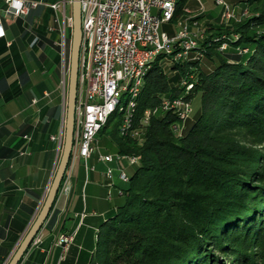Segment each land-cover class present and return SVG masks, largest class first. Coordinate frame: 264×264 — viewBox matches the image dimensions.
Returning <instances> with one entry per match:
<instances>
[{"label": "trees", "instance_id": "trees-1", "mask_svg": "<svg viewBox=\"0 0 264 264\" xmlns=\"http://www.w3.org/2000/svg\"><path fill=\"white\" fill-rule=\"evenodd\" d=\"M184 1L164 27L185 17ZM235 2L249 14L206 23L185 58L173 51L149 63L132 114L140 139L119 134L117 113L98 130L138 163L117 186L122 201L100 223L87 264H223L218 255L264 264V0ZM165 99L193 100V118L163 109Z\"/></svg>", "mask_w": 264, "mask_h": 264}, {"label": "crops", "instance_id": "crops-1", "mask_svg": "<svg viewBox=\"0 0 264 264\" xmlns=\"http://www.w3.org/2000/svg\"><path fill=\"white\" fill-rule=\"evenodd\" d=\"M26 1L38 4L24 16L3 17L0 37V264L8 260L45 197L59 156L58 143L51 136L60 135L64 117L63 86L57 77L61 59L55 44L59 18L50 7L60 0ZM4 8L0 0V11ZM206 10L204 24L214 23L217 11ZM113 164L118 166L94 155L85 163L79 161L70 191L58 195L41 230L44 246L29 247L22 264L26 260L27 264H87L98 227L116 206H109L111 198L106 204L102 201L107 191L104 172L110 167L113 174ZM116 195L120 197L117 191ZM59 232L73 235L66 249L55 244ZM38 254L43 255L40 261Z\"/></svg>", "mask_w": 264, "mask_h": 264}, {"label": "built area", "instance_id": "built-area-1", "mask_svg": "<svg viewBox=\"0 0 264 264\" xmlns=\"http://www.w3.org/2000/svg\"><path fill=\"white\" fill-rule=\"evenodd\" d=\"M170 0H79L81 18V43L78 57L77 90L74 107V137L68 172L63 184V191L67 190V183L71 171L78 159L86 160L93 152L92 142L99 130V123L105 111L109 109L111 99L119 94L122 82L129 73L136 72V65H140L154 49L178 48L175 59L185 58L189 54V46L195 43L202 34H191L182 24L175 35H169L163 30L162 24L169 21L168 4ZM5 8L0 11V30L2 18H17L27 14L30 8L37 6L33 1L21 0L20 7L13 6V0H3ZM223 9V19L233 18L231 8L223 0H214ZM62 17L59 21L58 45L62 60L65 51V30L71 25L70 16H65V0L50 5ZM221 47L220 49H225ZM245 50V49H244ZM242 50V51H244ZM239 51V50H238ZM181 99L163 100L162 108L171 109ZM191 113L190 103L184 102L182 119ZM135 135V132L131 134ZM26 139L27 137L24 136ZM51 140L60 143L58 137L51 136ZM116 159L125 158L129 163L136 162V158L115 156ZM105 162L112 160L111 155L100 157ZM109 173V170H108ZM67 238L61 237L62 240ZM41 241L38 234L31 246L36 247Z\"/></svg>", "mask_w": 264, "mask_h": 264}, {"label": "water", "instance_id": "water-1", "mask_svg": "<svg viewBox=\"0 0 264 264\" xmlns=\"http://www.w3.org/2000/svg\"><path fill=\"white\" fill-rule=\"evenodd\" d=\"M70 17H71V41H70V53H69V62H68V72H67V89H66V99H65V105H64V119H63V134H62V145L60 154L58 157V161L56 164V167L54 169V173L52 176V179L49 183V186L47 188L45 197L28 228L22 235V238L16 245L14 251L11 253L8 260L5 262V264H18L23 255L26 253V251L29 249V247L32 245V242L34 238L39 234V232L44 227L45 223L49 219L52 211L54 210V204L55 201L60 193L67 194L70 191V179L72 178V175L75 171L73 169L71 171V176L67 183V190L63 191V184L68 172L69 164H70V157L72 153V143H73V131H74V107H75V99H76V88H77V72H78V57H79V48L81 43V18H80V3L79 0H70ZM242 17V16H240ZM237 20V19H236ZM239 21V20H238ZM223 24V23H219ZM225 25V24H223ZM225 35V34H223ZM226 36V35H225ZM238 36V34H231L230 37ZM228 38V36H226ZM227 48V47H226ZM225 48V49H226ZM219 50H222L219 48ZM224 50V49H223ZM119 156H128V155H121L116 154ZM129 157H135L136 156H129ZM88 159V158H87ZM86 159V160H87ZM123 159L125 161V158L118 159L119 161ZM117 160V161H118ZM116 161V163H117ZM118 161V162H119ZM86 161H84L85 163ZM79 161L77 162L75 168L77 167ZM109 163V162H107ZM138 158L136 162L131 163L132 166L137 165ZM128 164V162H126ZM85 168L87 167L84 164ZM119 169L121 167L118 166ZM109 170V173H108ZM108 177L111 176V168L108 167L106 171L104 172ZM118 178L122 182H126L128 176L125 174L123 169L120 170V173L118 174ZM106 187H108L106 191V196L108 199L110 198V188L114 186L112 180L107 181L105 183ZM117 187V186H116ZM117 192L120 194V191L117 187ZM61 237L67 238L66 240H60ZM72 233H61L59 232L55 237V244L62 247V249H66L69 243L72 241ZM43 239V235L41 234V241ZM40 241V243H41ZM39 243V244H40ZM38 244V245H39ZM37 245V246H38ZM36 246V247H37Z\"/></svg>", "mask_w": 264, "mask_h": 264}, {"label": "rangeland", "instance_id": "rangeland-1", "mask_svg": "<svg viewBox=\"0 0 264 264\" xmlns=\"http://www.w3.org/2000/svg\"><path fill=\"white\" fill-rule=\"evenodd\" d=\"M223 1L225 4H227L231 8L230 10L233 12V18L232 19H228L227 21H221L220 16H221L223 9L220 5H216L214 0H191L190 2H189V0H185V3L183 4L185 7H187L189 5V3H193L195 5V7L191 8V6H188L187 7L188 11H186L187 8H186V10H184V13H185L184 18H182L181 20H178L175 24L171 25L170 27H164V25L166 23H163L161 28L163 30H165L169 35L173 36L177 32V30L180 28V26H182V24L186 23V26L188 27V30L191 34L199 35V34H203V31H204L203 29L205 28L204 27L205 18H203L204 16L202 14L207 12L206 9H212L215 12L217 11V18L215 19L214 23H218V24L223 23V24H225V26H229L233 22H238V20H241L242 18H244L245 16H247L249 14V10H250L249 7L242 6L240 3H236L235 0H223ZM67 2H68L66 4L67 11L65 10V16H70V0H67ZM240 16H242V17H240ZM60 17H62V16L58 12V18H60ZM193 17H199V18L197 20H193ZM67 29H69V31H71V25H70V27L67 26L65 31H67ZM65 37H66V32H65ZM196 40L198 41V39H196ZM70 41H71V34H70L69 41L67 43H66V38H65V51H64V57H63L64 59L63 60H62L61 54L59 53L60 59H61V66H60V69L57 71L58 80H61L60 86L61 87L63 86L64 104H65L66 89H67V72H68V62H69V53H70ZM57 47H58V45H57ZM58 49H59V47H58ZM242 50H244V51H242ZM246 50H247L246 48H243V49H239V51H237V52L239 54H242V53H245ZM59 52H60V50H59ZM213 61L214 60H212L211 63ZM201 67H203V69L208 70L209 68L212 67V65L210 64V61L202 59L201 60ZM76 90H77V88H76ZM191 103L193 105V106L190 105L191 113L189 114L188 117L182 119L183 121L193 118V110L195 109V104H194L193 100ZM63 119H64V117H63ZM145 123H146V119L143 121V124H145ZM175 129H176V133L178 135L181 134V127L180 126H176ZM62 134H63V123H62V129H61V133H60V143L58 146L59 154H60L61 145H62ZM133 136H135L137 139H140V136L137 135L136 132H135V135H133ZM73 137H74V133H73ZM111 143L112 142L109 140V138L107 136H101L98 134L95 135L94 140L92 142L93 152L91 153V155L97 156L98 160H100V161H103L100 159L101 156L111 155L112 160L110 162H114L116 165L117 159L115 156L117 153H116L115 147ZM72 145H73V143H72ZM78 161L84 162V160H82V159H78ZM85 161H87V160H85ZM118 161H117V165L119 167H121V169H123V171L125 172V174L127 176H129L137 167V165H134V164L132 166V164L128 162V159H125V161L123 159H121L119 162ZM103 162H105V161H103ZM126 162H128V164H126ZM105 163H107V162H105ZM112 166L115 167V168H113L112 178H111V176L107 178L106 174L104 173L106 180L107 181L112 180V182L114 184V186L110 188V198H111V202L109 205L110 207H112L113 204L117 205L122 201V198L118 197L116 195V191H117L116 186L121 184L120 180L118 178V174L120 173L121 169H119L118 166L117 167L114 166V164ZM106 189H108V187H106ZM119 196H120V194H119ZM107 200H108L107 196H106V199H102V201H104L105 204L108 202ZM39 233H40V235L42 234L41 231ZM30 247H33V246H30ZM218 258L223 262V264H228L227 258H222L219 255H218ZM18 264H22V260H20Z\"/></svg>", "mask_w": 264, "mask_h": 264}, {"label": "bare ground", "instance_id": "bare-ground-1", "mask_svg": "<svg viewBox=\"0 0 264 264\" xmlns=\"http://www.w3.org/2000/svg\"><path fill=\"white\" fill-rule=\"evenodd\" d=\"M174 2L175 0H170L168 4V16L169 20L172 17L174 10ZM221 19H223V10L221 13ZM223 38V36H222ZM197 44V40L195 43H192L189 46V52L193 49ZM225 42H223L220 46L225 47ZM174 52V56L178 55V48H170V49H154L152 53L144 59V61L140 65H136V72L129 73L125 82H122L119 88L118 96H115L111 99L109 109L105 111L103 117L100 119L99 129L106 123L108 117L113 115V113H117L120 115L121 120L119 122L118 132L121 136L131 135L133 134L132 126V114L135 107V99L138 96L139 89L141 86L142 77L149 65V63L153 60V58L157 54H170ZM191 85H187L186 89H189ZM173 111L177 113L179 118L182 119V114L184 111V101H177L175 105L171 108ZM129 157V156H127ZM135 158V157H134ZM137 160V158H136ZM40 234V233H39Z\"/></svg>", "mask_w": 264, "mask_h": 264}, {"label": "clouds", "instance_id": "clouds-1", "mask_svg": "<svg viewBox=\"0 0 264 264\" xmlns=\"http://www.w3.org/2000/svg\"><path fill=\"white\" fill-rule=\"evenodd\" d=\"M21 0H13V6L19 9ZM0 34H2V30H0Z\"/></svg>", "mask_w": 264, "mask_h": 264}]
</instances>
